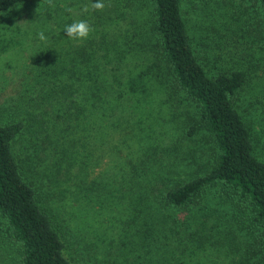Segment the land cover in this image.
I'll use <instances>...</instances> for the list:
<instances>
[{"label": "trees", "instance_id": "16d2710c", "mask_svg": "<svg viewBox=\"0 0 264 264\" xmlns=\"http://www.w3.org/2000/svg\"><path fill=\"white\" fill-rule=\"evenodd\" d=\"M21 1L0 0V12ZM256 2L264 15V0ZM122 7L138 16L127 18ZM109 8L128 27L107 38L94 24L99 38L70 43L66 64L47 76L59 84L50 93L58 115L91 120L87 133L113 143L111 167L121 187L113 198L126 199L140 250L116 259L105 251L98 264H207L214 254L212 264H264V157L255 151L250 112L259 104L264 124V97L255 96L264 92L251 82L257 62L248 57L246 67L220 53L198 55L181 0H124L106 6L99 21L112 19ZM248 91L252 98L241 106ZM149 107L167 113L194 144L187 155L178 156L176 141L163 145L138 134ZM76 125L70 132L80 135ZM22 128L21 120L0 119V264H74L56 214L36 191L30 161L13 148ZM64 159L67 165L69 153L53 166L62 168Z\"/></svg>", "mask_w": 264, "mask_h": 264}, {"label": "rangeland", "instance_id": "374dc122", "mask_svg": "<svg viewBox=\"0 0 264 264\" xmlns=\"http://www.w3.org/2000/svg\"><path fill=\"white\" fill-rule=\"evenodd\" d=\"M123 1L102 0L104 9ZM95 2L54 0L53 8L47 0H24L0 12V119L4 122L15 119L22 121L23 128L13 148L18 156L23 155L30 161L28 167L31 169L28 172L32 174L36 191L56 214L66 245L65 254L74 264H98L104 258L105 251L111 252L115 259L118 253L136 258L140 250L137 233L128 222L126 199L113 198L115 185L119 184L121 188L120 180L114 179L116 170L111 167L114 162L113 143L110 138L101 142L97 136L87 133L91 120L85 123L81 117L59 116L62 109L53 102V95L50 94L59 89V84L55 85L47 78L52 69L60 68L62 60L66 64V51L73 47L70 43L84 41L68 37L64 31L66 25L83 20L91 26L90 35L96 39L101 32L93 34L94 24L107 33V38H112L111 33L128 27L127 18L138 16L130 8L122 7L127 18L120 19L116 11L109 8L107 13L112 19L108 21L106 16L99 21L102 10L92 7ZM181 8L196 53H220L226 59L237 58L246 67L248 57H252L257 65L252 68L251 82L255 85V92L262 94L264 15L258 2L181 0ZM106 22L110 24H104ZM40 32L44 33L46 40L38 38ZM249 92L241 95V106L252 98ZM255 96L264 97L263 94ZM128 112L123 115L135 117V113ZM149 112L145 115L147 117L142 114L143 129L138 133L144 136V141L155 142V137L163 145L176 141L178 156L187 155L194 144L181 138L176 122L168 121L169 117L164 111L158 113L155 108L149 107ZM242 112L245 114L243 109ZM250 112L254 117L251 125L256 140L255 151L264 157L263 111L256 103ZM137 113L140 115L141 110ZM77 123L80 135L70 132L77 128ZM84 133L87 134L85 138ZM66 138L76 139L75 144L69 145ZM78 138L80 143L77 142ZM62 152L65 157L69 153L68 166L64 159L62 168L54 167L53 162ZM86 162L95 170L91 171L88 164L86 168ZM57 173L59 175L54 177ZM172 248L176 250V244ZM213 259L217 260L215 254L209 262H205L212 264ZM222 263H226L223 258Z\"/></svg>", "mask_w": 264, "mask_h": 264}, {"label": "clouds", "instance_id": "9594fccd", "mask_svg": "<svg viewBox=\"0 0 264 264\" xmlns=\"http://www.w3.org/2000/svg\"><path fill=\"white\" fill-rule=\"evenodd\" d=\"M47 3L50 7L53 8L55 7L54 0H47ZM92 7L96 10H103L105 4L102 2V0H96V2L93 3ZM64 31L66 32L67 36L70 38L86 40L89 37L92 28L86 21L81 20V21L73 22L71 25H66L64 27ZM37 35L38 38L42 41L47 39V37H45L43 32H40Z\"/></svg>", "mask_w": 264, "mask_h": 264}]
</instances>
